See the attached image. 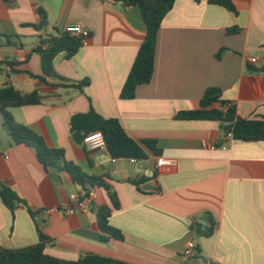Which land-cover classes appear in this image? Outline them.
<instances>
[{
  "label": "crops",
  "instance_id": "crops-1",
  "mask_svg": "<svg viewBox=\"0 0 264 264\" xmlns=\"http://www.w3.org/2000/svg\"><path fill=\"white\" fill-rule=\"evenodd\" d=\"M231 2L236 13L208 0H174L157 33L150 82L123 99L122 87L146 32L136 6L107 0H0V34L17 36L21 43L0 47V87L10 83L21 93L42 95L40 104L9 112L48 147L62 149L65 160L84 174L105 180L119 203L109 224L123 237L102 238L95 211L110 204L102 188H83L66 171L45 168L33 148L11 144L0 128V182L26 203L10 211L0 200V246L34 245L41 233L49 240L44 253L64 260L91 253L130 264H190L206 258L215 264H264V140H224L219 121L180 116L198 110L204 92L216 88L236 117L264 122V73L251 70L264 65V0ZM43 21L44 26L33 27ZM70 23L90 35L73 56L59 53L53 60L56 73L68 81L46 77L43 84L32 77L42 75L34 48L41 37ZM249 57L259 63L250 64ZM81 81L87 84L80 91L57 85ZM91 108L117 119L146 157L133 163L112 158L106 149H87L71 133L70 119ZM147 140L154 141L158 154L145 146ZM205 142L226 148L210 150ZM160 156L174 158L177 166L155 171ZM89 188L96 195L89 210L71 216L48 211ZM191 239L198 255L187 262L181 250Z\"/></svg>",
  "mask_w": 264,
  "mask_h": 264
},
{
  "label": "trees",
  "instance_id": "trees-1",
  "mask_svg": "<svg viewBox=\"0 0 264 264\" xmlns=\"http://www.w3.org/2000/svg\"><path fill=\"white\" fill-rule=\"evenodd\" d=\"M112 2H121L124 6H136L145 23V37L133 60L125 83L122 87L120 97L131 99L135 96L137 86L150 82L155 62V47L157 42V33L161 26L164 16L173 7L174 0H107ZM211 4L225 7L227 10L236 13V9L231 0H208ZM46 23L35 28H40ZM236 31V28L229 30ZM15 39V40H13ZM83 41L77 36H72L68 32H59L56 30L54 35L41 37L39 44L34 51L40 55L42 75L31 76L38 79L41 83L47 84L46 77L68 81L59 76L53 67V60L56 55L63 53L65 58L73 56L82 46ZM12 45L20 47L21 43L17 36H7L0 34V47ZM252 71L264 73V65L260 68H252ZM87 81H81L77 84L59 83L60 87L74 88L81 90ZM219 90L216 88L207 89L200 100L198 110L183 112L180 114L183 119L190 120H216L221 124L224 134L231 132L233 138L243 141L264 140V122L261 120H247L236 117L234 106H229L226 110H219L215 104H224L226 101L220 100ZM42 95L37 91L30 93H21L10 83H5L0 87V128L5 130L11 139V144H25L34 149L37 160L45 168H54L66 171L72 181L81 185L83 188L98 187L102 188L109 196L110 204L103 205L96 209V222L99 230L104 234L103 239L113 238L121 240L122 234L119 230L109 224L111 212L119 207L116 196L110 193V187L101 177L88 176L81 169L65 160L62 149L48 147L43 138L37 135L26 125L17 123L9 108L20 107L24 105L40 104ZM70 131L74 137L84 138L87 134L99 131L103 135L105 148L114 159L127 158L142 160L146 157L140 144L130 138L120 122L114 118H104L97 114L92 108L87 113L73 115L70 119ZM145 146L153 153L158 154L154 141L147 140L143 142ZM0 200L10 210L13 211L18 203L26 205L17 194L8 185L0 182ZM212 225L213 221H210ZM199 233H205L196 227ZM211 230V226L209 228ZM208 230V231H209ZM40 241L37 244L20 248H6L0 246V264H130L124 261L104 257L96 254H83L76 260L59 259L44 253L45 243L48 238L39 233Z\"/></svg>",
  "mask_w": 264,
  "mask_h": 264
},
{
  "label": "built area",
  "instance_id": "built-area-1",
  "mask_svg": "<svg viewBox=\"0 0 264 264\" xmlns=\"http://www.w3.org/2000/svg\"><path fill=\"white\" fill-rule=\"evenodd\" d=\"M64 31L68 32L72 36H77L81 38L82 41H85V39H87L90 35L89 29L84 28L78 23L68 24L65 27ZM248 62L250 64H257L259 63V60L256 57H249ZM231 105L232 104L230 102H226L221 105L215 104V107L219 110L224 111ZM232 138L233 136L231 132H227L223 136L224 140H229ZM83 144L89 150L106 149L103 135L99 131L87 134L83 138ZM204 146L209 148L210 150H215L218 148L220 149L226 148L224 144L217 145V144H213L210 142H205ZM130 161L133 163H136L138 160L131 158ZM154 166H155L154 167L155 171L162 170L163 168H175L177 166V161L174 158L160 156V157H157ZM95 196L96 195H95L94 189L89 188V190L82 196L71 195L67 204H63L62 206L58 208H53L48 211H58L63 216H71L77 212H84L90 209L89 204H91ZM181 255L187 262L195 260L196 256L198 255V248H197L196 241L193 239L188 240L181 250ZM190 264H215V260L211 258H206V259H201L199 262L194 261V263H190Z\"/></svg>",
  "mask_w": 264,
  "mask_h": 264
},
{
  "label": "rangeland",
  "instance_id": "rangeland-1",
  "mask_svg": "<svg viewBox=\"0 0 264 264\" xmlns=\"http://www.w3.org/2000/svg\"><path fill=\"white\" fill-rule=\"evenodd\" d=\"M2 132H3L2 134H5V133H6V131H5V130H3Z\"/></svg>",
  "mask_w": 264,
  "mask_h": 264
}]
</instances>
